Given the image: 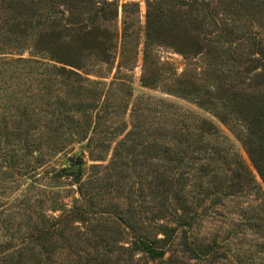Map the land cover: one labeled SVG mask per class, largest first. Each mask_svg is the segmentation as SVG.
<instances>
[{
  "label": "rangeland",
  "instance_id": "obj_1",
  "mask_svg": "<svg viewBox=\"0 0 264 264\" xmlns=\"http://www.w3.org/2000/svg\"><path fill=\"white\" fill-rule=\"evenodd\" d=\"M102 1L113 19L90 25ZM257 31L264 0H0V264H86L131 227L161 237L164 203L191 226L148 264H264ZM77 205L65 240H37Z\"/></svg>",
  "mask_w": 264,
  "mask_h": 264
},
{
  "label": "trees",
  "instance_id": "obj_2",
  "mask_svg": "<svg viewBox=\"0 0 264 264\" xmlns=\"http://www.w3.org/2000/svg\"><path fill=\"white\" fill-rule=\"evenodd\" d=\"M113 6H115V4L112 1H102V2H98V4L94 6L93 8L91 7L89 11V15L87 17L90 25L94 23L95 24L109 23L113 19L112 16L115 12V9ZM45 8H47L49 17L52 16V11L56 12L55 5L51 1L45 2ZM68 17L69 18L67 19V23H68L69 30L72 31V30L81 28V26L79 25L80 23L77 24L78 21H76L75 19L74 12L69 11ZM82 24L83 26H86L85 23H82ZM102 25H99V26H102ZM227 34H230V33L227 32ZM256 35H257V42H254L252 44L255 46V52H257V57H258L257 60H262L263 62L261 63L264 64V40H262L259 37L260 33L258 31H257V34L256 33L252 34V36L254 37H256ZM236 38L242 39L243 37L242 35H237ZM62 70H65V69L62 68ZM144 75L142 76V82L145 84H148V81H146ZM185 94H188V93H185ZM209 132L210 131H208V133ZM209 134H213V133L210 132ZM184 140L186 141V146H188L187 143H189V139L184 137ZM198 141H202V138L200 137ZM178 143H180V141ZM180 150H181V147L179 151ZM176 153L177 152H172L171 155L170 154L166 155V159H168L169 161H172V158L176 156ZM249 156H250V153H249ZM213 157H214L213 155L211 156L206 155V157L205 155L203 157H197L202 160L209 158L208 161H206L204 165L201 166L200 171L202 172L204 176L209 171L213 170L211 168ZM75 175L78 178L79 174L77 173ZM178 177L183 178V175L180 174V176ZM234 179L236 180L235 184H237L238 181L239 183H241L240 179H242V174L239 172V169L237 170V173L235 174ZM173 198L177 199L178 201L182 200L177 194L173 195ZM165 208H166L165 214L163 215L162 213V216L163 218L169 217L168 223L161 222L157 224V227L159 228L158 232H161L162 234L161 237H158L157 235L158 233L154 235L153 237H148L144 235V233H138V232L133 231V228L131 227V231L133 233L132 235L133 239L130 244L126 246L117 244V242L116 244L115 243L109 244L103 241L102 238L97 237L94 240H92V242H94V245H92V248H93L92 251H86L85 256H82L79 254L78 258L84 259V261H86V264L87 263L88 264H136L135 261L141 260V259H145L146 262H144V264H148L149 262H154L156 260H162L163 255L167 251H169V248L172 246L174 239H176L175 237L176 232L184 227H185L184 232H186V230L190 229V226H191L190 221H189L191 218H187L183 216V214L181 213L179 214L178 210H174V211L169 210V206L167 203H164L163 205V210ZM83 211L84 210L78 205L72 206L71 208H68V209H64L60 215L52 218V221H50L48 228L42 229L36 234L37 240L43 243L46 239L48 238L51 239L54 235L56 238L60 240H65V237L62 236V230L60 229V225L67 224L73 221L75 219L76 214H79L80 212H83ZM128 212L132 213L131 210H128ZM118 219L120 220V218ZM121 223L124 224V222H121ZM135 252L140 253L137 260H134ZM199 253L200 252H195V256L199 257ZM4 259L6 260V258ZM1 261H4V260L1 259Z\"/></svg>",
  "mask_w": 264,
  "mask_h": 264
},
{
  "label": "water",
  "instance_id": "obj_3",
  "mask_svg": "<svg viewBox=\"0 0 264 264\" xmlns=\"http://www.w3.org/2000/svg\"><path fill=\"white\" fill-rule=\"evenodd\" d=\"M77 170H78V168L75 167V166H72V167H70V168L67 169V171H69V172L77 171Z\"/></svg>",
  "mask_w": 264,
  "mask_h": 264
}]
</instances>
